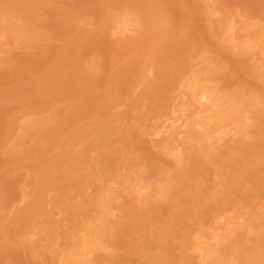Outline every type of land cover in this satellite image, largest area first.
Instances as JSON below:
<instances>
[{"label":"rangeland","instance_id":"obj_1","mask_svg":"<svg viewBox=\"0 0 264 264\" xmlns=\"http://www.w3.org/2000/svg\"><path fill=\"white\" fill-rule=\"evenodd\" d=\"M212 8L222 16L236 17L241 24L245 20L248 24L264 21V0H0V13L10 11L9 14H17L18 18L22 16L18 24L26 21L24 30L30 29L34 39L33 45L27 43L21 46L22 50H15L17 54L11 58L14 63L8 61L9 65L0 67L1 215L11 205L10 201L18 198L19 188L26 179L24 174L32 175L29 189L36 200L41 201L42 196L43 204L54 195L51 191L54 188L60 195L68 191L74 194L84 186L97 187L108 182L114 173L120 180L121 165L130 160L129 156L131 160L126 162L140 171L144 182L152 186V193L157 187L160 193L145 204L128 199L123 202L116 228L107 238L112 252L100 254L97 264H194L190 247L199 226L200 229L201 225L207 226L206 222L216 212L236 211L239 206L240 211L253 213L259 208L264 201L263 115L260 121L254 120L245 141L226 144L215 152L212 160L193 156L178 167L171 160L157 157L133 124L129 126L131 131L127 129L129 133L126 130L127 133L122 131L115 136L108 134L117 125V112L125 105L124 98L142 77L141 65L147 51L140 54L145 47L151 49V54L153 51L156 74L153 79L148 76L136 96L128 99H133L131 105H142V109H137L139 113L146 112L140 113L143 120H149L157 112L165 113L164 107L168 108L165 99L171 96L181 71L199 62L200 67L205 61L213 71L210 82L226 106L234 105L235 109L243 108L256 118L260 116L250 101L259 100L264 105V83L252 74L249 60L226 48L214 24L215 16L209 14ZM154 11L160 13L162 22L169 27L165 37L149 28L147 17ZM120 13H136L144 19L137 43L126 46L112 37L114 29L110 30V26L113 28L116 23L112 18ZM26 113L35 116L29 117L31 123L25 129L24 122L17 124L16 120ZM11 127L13 136L8 138ZM89 134L92 138H88ZM67 142L73 147L69 143L70 149L67 148ZM206 172L212 174L211 181L217 176L215 182L205 178ZM116 176L113 181L118 180ZM46 187L51 194L44 199ZM33 218L29 216L27 222L20 220L28 223L29 228L26 225L14 228L15 237L21 234L20 230L22 233L26 228L30 230L32 225L40 230L36 227L37 219ZM20 222L17 227L25 224ZM8 232L14 236L10 229ZM10 235L1 238L0 264H42L39 261L42 256L36 253L40 257L37 259L33 254L36 248L30 252L28 247L21 246L31 257L27 258L19 243L15 244L16 239L7 238ZM259 237L252 242L240 241L239 245H236L238 239L233 241L236 244L230 245L231 255H225L222 263L263 264L264 233Z\"/></svg>","mask_w":264,"mask_h":264},{"label":"bare ground","instance_id":"obj_2","mask_svg":"<svg viewBox=\"0 0 264 264\" xmlns=\"http://www.w3.org/2000/svg\"><path fill=\"white\" fill-rule=\"evenodd\" d=\"M9 12H5L3 14L0 13V67H2L4 64L6 66L8 64V61H12V56H16L17 50H19L22 45L26 46L27 43L31 44V42L33 45L34 42V39L29 31L30 29H27L28 32L25 31L27 28V22L25 21L18 24V20L20 21V18L22 16L18 18L19 16H16L17 14L12 15L9 14ZM159 14H157V12L155 11L149 13L148 17L146 16L148 20L147 22L150 25L149 28H151L153 31H157L158 35L159 33H162L164 35L168 32L169 27L164 22H162V16ZM209 14L211 16H215L213 19L214 24H216L218 32L220 33L226 48L230 52H234L235 55H238V57L249 60L251 62L250 68L252 74L264 83V21L258 20V22L256 21V23L248 24L246 23L247 20H245V24H243L244 22L241 24V22L237 20L236 17L230 18V16H222L219 12L216 11V9L213 8L209 10ZM112 19H114L116 23H114L113 28L112 26H110V30L114 29L111 31L113 32V34H111L113 35L112 37L116 38L117 42H120L119 44L124 43L123 45L127 44L126 46H130L131 44H134V41L135 43H137V39L139 37L138 34L140 33L141 27L143 26L142 24H144L143 18H140V16L136 13H134V15H130L128 13H120V15L114 16ZM171 33H169V37L171 36ZM158 37L160 38V36ZM163 37H165V35ZM29 46L31 47V45H28L27 47ZM40 46L41 45L37 47ZM147 49L145 47L144 52L140 54L143 55L147 51L143 56V60L142 58L139 59L142 60V77L139 82L137 81V84L133 86L128 96H126L127 98L123 97L125 99V105L123 106L122 102L121 105L123 107L120 105L122 109L117 112V125L116 127L114 125L112 131L109 130L110 132H108V134L110 133V135L115 136L122 131L123 133H125L128 127L133 124L139 130L137 133H139L141 138L143 137V140H146V143L149 144V147L151 146V150L155 152L154 154H156L157 157L160 156V158L171 160L173 165L175 164L177 165L176 167H178L183 165L185 161L191 159L193 156H198L202 159L206 158V160L210 158L209 160H212L215 152L224 147L226 144L245 141L248 138L250 127L253 125L254 120L260 121L262 115L264 116V105L259 100L250 101L251 105L255 106L257 111L261 113H258L260 116H258L257 118L243 108L235 109L234 105L226 106V103L222 101L221 96L214 90L215 86L211 84L212 82H210V76H212L213 72L211 71L212 69H209L208 62L203 61L205 64L200 67L198 66L200 64L199 62V64H192V66H190L189 68L187 66V69H185V71H181L182 75L180 74L181 76L178 77L177 83L174 84L175 88L173 89V91H171V96L169 95V99H165V101H167L166 103L168 104V106L165 104L168 107L167 110L164 107V110L166 111L165 113L162 111L159 112L160 115L162 113L160 117L157 116V114L159 115L158 112L155 116L151 115V117L156 120L150 119L151 117L149 118V120L147 118V120H143L144 116L140 113L143 112V114H145L146 112L141 110L142 112L140 111L139 113V109H137L142 107V105L140 106V104L138 103H136V106L139 105V107L134 106L135 104L131 105L133 103L130 101H132L133 99L130 101L128 99L136 96L135 93L139 92L138 88H142L141 84L144 83L148 76L153 79L156 74L154 70L155 68H153L155 64L153 58L154 56L152 55L153 51L151 54V49ZM138 50L142 49L138 48ZM158 50L160 51V48ZM139 53L140 51L138 52V55ZM157 69L158 68H156V70ZM137 77L139 78V76ZM116 108L119 109V107ZM161 109L162 108H160V110ZM130 114L134 116V118ZM31 116H35V114L26 113L20 115L18 116L16 122L23 121L25 124H23V126L26 129L30 126L31 122L29 123L28 119ZM130 117L133 118L131 119L133 121H130ZM19 122H17V124ZM14 124H12L13 129L12 127L10 128V134L8 138H11L13 136L11 134V129L13 130L12 133H14ZM17 124L15 126H17ZM130 128L131 127H129V131H131L132 129ZM71 132H73V130ZM94 132L95 131H93V134ZM68 133L69 136L67 138L70 137V131ZM88 138L92 137L90 136ZM64 139H66V137H64ZM7 142H9V140ZM64 142H66V140ZM69 143L68 146L71 144ZM72 145L73 144H71V146ZM68 146L67 148L70 149V146ZM55 147L53 148V150H55ZM27 151H29V149L25 152ZM25 152L23 151V153ZM126 156L128 157V155ZM44 157H46V155ZM54 157H51V159H53ZM129 157L128 159L131 160V158ZM126 161L125 164L121 165V168L119 166L121 177L120 180L119 176L117 177L114 173V176L112 175L111 177L115 178L116 176L118 180L115 179L113 181V178H109L111 180H109L108 182H102L98 184L97 187L95 185H93L92 187L89 185L86 187L84 186V188H80L82 190H80L79 193H74V190V194H69L68 191L67 194L65 193L64 195L63 193L60 195L59 193H56L59 190L55 191L54 188L53 190H51L52 192L54 191V193H52L54 195H51L49 199H46L49 194V189L46 187L47 189H45L47 193L45 190H43L45 194L42 192L45 196L44 199H46L43 204H41L42 196L38 194L39 190H37L38 193H36L40 196L41 201H38L39 199L36 200V196L34 195V193L32 194V190L30 191L29 189V182L31 183V178L29 177H32V175H26L23 173L26 179L23 182L24 184L21 186V188H19L20 190L18 198L12 202L10 201L11 205H7L8 208H4L6 210L2 215L0 212V241L2 240L1 238H3L5 235H10V232H8V230L10 229L14 236L10 235L7 238L10 239L11 237V239H13L14 241L16 239L15 244L17 245L19 243L20 245L18 244V246H20V249L21 246H24V248L28 247L27 249H29L30 252H33L37 249V252H34L33 254L37 253L39 254V256H42H40L41 259H39L40 257L37 254L36 257L34 255V257L39 259V261H43H40L42 262V264H97L98 261H100V259L98 258L100 254H103L105 256V254L110 255V253L112 252V247L109 244L110 242L107 241V238L113 233V230L116 228V222L120 216V210L123 206V202L128 199L130 202H136L139 205L145 204L147 203V201L155 198L160 193L158 187L155 190V193H152V190L150 188L151 185L148 184V186L146 182H144L141 177L140 171L136 170V168L134 169V165L131 166ZM52 172L54 171H51V173ZM55 173L56 172H54V176H56ZM40 174L41 173H39V175ZM211 175L212 174H210L209 172H206L205 178L207 180H210V182H215V178L217 176L213 178V181H211ZM92 184L93 183H90V185ZM94 186L96 188H93ZM56 195L58 196L52 197ZM37 201L40 202L39 205H37ZM39 206L43 207L39 208ZM238 209L239 210L236 209V211L226 209L220 213L216 212V214H214L212 217L210 216V221L206 222L207 226L201 225V229L199 226V232H195V234H193L196 236H194V238L192 239L193 242L190 247L192 249V251L190 252H192L194 264H223L222 261H224V256L231 255L229 248L231 247L230 245L233 241L238 239L236 242L238 244L233 242V245H239L240 241L242 243L245 241H251L253 239L255 241V239L258 238L260 234L264 233L261 232L264 227V201H262V204L259 208L253 210V213L255 212V215L252 212L249 213L248 210L240 211L241 208H239V206ZM255 210L259 211L256 212ZM29 216L31 217V219L32 217L37 219L36 227L40 229L39 231L35 230L36 228H32L33 225L31 226L30 230L28 229L29 224L26 223V219H28ZM24 219L26 220V222H20V220L24 221ZM19 222L21 224H25H23L22 227H17L18 225L20 226ZM25 225L26 227H28L26 228L28 230L25 229L24 233H22V230H20L21 234L18 230L19 235L15 237L13 229L24 228ZM12 237H14L15 239ZM260 238H262V236L259 237V239ZM45 240L46 242H44ZM10 241H8V243ZM8 243L6 244L8 245ZM12 244L16 246L14 243ZM34 244H37L38 246H34ZM2 245L3 246L1 247L4 248V244ZM29 247H31V249ZM13 248L15 247H12V249ZM235 249L236 248H234L233 251ZM22 252L24 253V250H22ZM26 252L27 258L30 257L28 256L29 253L27 250ZM33 254H31V256ZM34 257L32 256V258Z\"/></svg>","mask_w":264,"mask_h":264}]
</instances>
